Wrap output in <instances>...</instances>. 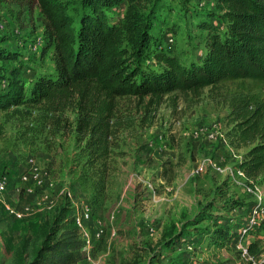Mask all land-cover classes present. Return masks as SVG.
<instances>
[{
    "label": "rangeland",
    "instance_id": "rangeland-1",
    "mask_svg": "<svg viewBox=\"0 0 264 264\" xmlns=\"http://www.w3.org/2000/svg\"><path fill=\"white\" fill-rule=\"evenodd\" d=\"M60 1L78 23L82 0ZM155 2V43L145 54V69L162 66L155 50L175 48L187 63L200 60L206 52L203 21L224 33L215 0ZM125 6L109 12L112 21ZM33 7L6 3L0 10L2 46L19 53L18 61H0V75L21 65L29 91L40 75L55 73L53 50L41 53L49 39L45 18ZM3 81L1 76L0 89ZM222 95V88L207 87L160 101L120 99L122 124L104 190L88 170V153L74 132L75 112L55 111L48 102L0 111V173L9 178L5 201L23 214L12 216L0 203V264H27L58 237L61 216L73 218L86 205L91 243L79 264H264V210L255 213L259 197L238 167L250 147L238 140ZM213 128L226 140L193 134ZM36 172L42 181L22 179ZM256 187L264 194V184ZM254 215L257 224L250 225ZM253 242L261 250L257 257L248 253Z\"/></svg>",
    "mask_w": 264,
    "mask_h": 264
},
{
    "label": "trees",
    "instance_id": "trees-1",
    "mask_svg": "<svg viewBox=\"0 0 264 264\" xmlns=\"http://www.w3.org/2000/svg\"><path fill=\"white\" fill-rule=\"evenodd\" d=\"M155 1L82 0L83 14L76 23L60 0H0V10L6 3L40 9L49 37L42 57L52 49L55 61L54 75H40L30 91L21 65L8 70L7 77L0 75V111L48 102L55 111L75 112L74 132L88 153V170L104 190L122 124L120 99L160 101L173 92L198 95L207 87L222 88L237 138L250 147L238 167L249 186L264 184V0H215L224 33L201 22L207 32L203 57L187 63L175 48L155 50L162 65L157 70L143 67L155 43ZM124 4V14L112 21L109 12ZM3 42L0 37V61H18L19 53L7 50ZM59 222L58 237L46 241L27 264H79L86 258V241L74 217L62 215ZM258 246L249 244L250 256L261 253Z\"/></svg>",
    "mask_w": 264,
    "mask_h": 264
},
{
    "label": "built area",
    "instance_id": "built-area-1",
    "mask_svg": "<svg viewBox=\"0 0 264 264\" xmlns=\"http://www.w3.org/2000/svg\"><path fill=\"white\" fill-rule=\"evenodd\" d=\"M171 41H173V38H171ZM195 136L200 137V136H206L207 139L211 140V141H222V140H226L224 134L216 128H213L207 132H204L202 129L197 130L196 132L193 133ZM239 173L241 176H245L244 172L242 170L239 169ZM42 175L39 172L34 173V175L29 176L28 174H24L22 179L23 180H29L30 178H34L36 180L42 181ZM48 177V173H45L44 178ZM8 189H9V178L8 176L1 174L0 173V203H2L6 210L12 214V216H15L17 218H21L23 216V214L21 212H18L16 209L12 208L10 205H8L5 201L6 199V195L8 193ZM253 192L257 193L258 195V204H259V208L261 209H256L255 213L258 214L260 213L261 210H264V194L262 193V191L258 188H252ZM252 189L251 192H252ZM69 197L71 198L72 195L69 193L68 194ZM75 222L77 224V226L79 227V230L82 234V237L85 239L86 241V246L88 247L91 243V239H90V233L88 231V222L91 219V209L88 205L84 206L81 208L80 211L77 212V214L74 217ZM250 221V225L253 224H257V215H254L253 217H251ZM100 231L97 233V235H100Z\"/></svg>",
    "mask_w": 264,
    "mask_h": 264
},
{
    "label": "crops",
    "instance_id": "crops-1",
    "mask_svg": "<svg viewBox=\"0 0 264 264\" xmlns=\"http://www.w3.org/2000/svg\"><path fill=\"white\" fill-rule=\"evenodd\" d=\"M9 216H10V214L8 215V217H9ZM8 217H7V219H9ZM9 220H10V219H9Z\"/></svg>",
    "mask_w": 264,
    "mask_h": 264
}]
</instances>
